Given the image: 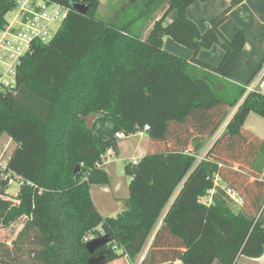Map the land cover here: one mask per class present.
<instances>
[{
    "label": "trees",
    "instance_id": "obj_1",
    "mask_svg": "<svg viewBox=\"0 0 264 264\" xmlns=\"http://www.w3.org/2000/svg\"><path fill=\"white\" fill-rule=\"evenodd\" d=\"M54 1L71 9L86 5L87 12L72 9L50 42L33 44L17 67L14 88L0 92V137L15 144L8 166L23 181L16 204L0 199V228L28 217L10 249L0 244V264H17L19 253L24 264H88L83 238L98 229L110 238L98 250L106 264L125 254L133 261L161 218L140 264H237L261 257L264 142L244 122L250 113L264 119V93L243 98V86L227 82L245 37L237 30L227 39L220 31L244 0H230L202 23V32L187 9L207 0H128L107 21L97 15L99 0ZM13 2L0 0V30ZM159 10L144 40L130 30ZM171 12L175 18L166 23ZM165 37L189 49L190 61L166 52ZM215 45L223 51L216 67L198 60ZM145 126L146 154L123 167L128 198L115 217L102 216L90 189L107 186L109 177L97 164L117 150L115 133L134 135ZM225 189L242 199L240 207ZM210 192L207 205L202 199Z\"/></svg>",
    "mask_w": 264,
    "mask_h": 264
},
{
    "label": "crops",
    "instance_id": "obj_2",
    "mask_svg": "<svg viewBox=\"0 0 264 264\" xmlns=\"http://www.w3.org/2000/svg\"><path fill=\"white\" fill-rule=\"evenodd\" d=\"M99 1L100 7H102V5L107 2V0ZM115 1L120 3L122 2V0H112V2ZM229 4L230 0H207L203 3H195L188 7L187 17L192 20L195 24H197L200 31L202 32L204 30L202 23H207L216 16H218L220 13H222L229 7ZM159 14L161 15V11ZM159 14H157L156 18L160 17ZM174 18L175 12H171L166 18L165 22L170 23ZM237 30L242 31V33L244 34L245 45L237 59V62L233 67L231 74L229 75V78L227 79V82L243 86L251 80V78L255 75L262 62L264 61V0H244L241 4L231 9V11L227 15L226 21L220 27V31L225 38L231 39ZM174 43L175 42L171 41L168 37L163 38V49L166 52L189 62L192 58V52L189 49L185 47L183 48V46H177ZM222 57V49L218 45H215L209 50H201L198 53L197 58L199 61L209 66L216 67L220 63ZM196 69L197 72L203 71L199 67H196ZM206 72L213 79L215 78L213 77L210 71ZM218 80L220 79L216 78L214 81L216 82ZM214 86L219 91L223 89V86L220 82L215 83ZM244 128L264 142V119L262 117L256 115L255 113H250L245 119ZM134 135H138L140 137L146 136L145 133ZM131 136L132 135L126 136V138H129ZM123 141L124 139L117 140L116 152L112 151L113 155H111L109 163L102 167V169L107 173L109 177V184L107 186L93 185L90 189L92 202L96 207L97 211L102 216L115 217L120 212V201L128 198V195H124V192L127 191L128 193L129 183H124V185H120V183L117 182L112 185L113 173L108 168V166L116 164L118 161H120L116 158V153L119 154L120 151L124 150L125 146L122 144ZM142 141L144 142L145 140ZM146 141V144H148V140ZM138 146L139 145H137L134 150V155H130L129 157L124 159V164L126 162H129L130 160L137 161L146 154V152L140 153L139 150H137ZM123 167L124 166H122V171ZM117 192H123V195L120 197L116 195L118 194ZM109 194H113V198H111L110 201L108 200V198H103L104 195ZM212 194L213 192L207 196V198L205 199L206 202H211ZM240 200L242 201L241 198ZM108 208L111 209H109L108 211ZM241 259H244L247 264H264V253L261 255V257L257 259ZM114 262H112L111 264H113ZM176 264H181V262L177 261ZM213 264L220 263L218 261H215Z\"/></svg>",
    "mask_w": 264,
    "mask_h": 264
},
{
    "label": "built area",
    "instance_id": "obj_3",
    "mask_svg": "<svg viewBox=\"0 0 264 264\" xmlns=\"http://www.w3.org/2000/svg\"><path fill=\"white\" fill-rule=\"evenodd\" d=\"M71 11L72 9L70 7L60 4L54 0H14L12 8L5 14V27L3 30H0V92L5 89L11 90L14 88L16 83V70L22 58L30 53L33 44H46L50 42L55 36L61 23L67 18ZM243 90V98L254 92L264 93V61L251 80L247 84L243 85ZM235 109L236 108H234L232 112ZM225 124L226 123L220 127L213 139L221 135ZM147 130H149V127L145 126L143 131H139L137 134H143ZM114 137L116 140H123L126 138L122 132L115 133ZM9 144L10 143L6 144L5 147L3 146L0 150V199L2 198L7 200H10L12 192L11 185L16 184L15 186H17L18 193L19 188L23 183V181L16 178L9 169L8 164L10 157L5 156ZM111 152L112 150L108 151L101 157V162L97 164L98 168H102L107 162L109 163L106 156ZM203 156L204 152L201 153L198 159L201 160ZM129 162L136 164V160H130ZM263 177L264 175L261 176V178ZM214 182L215 185H218L219 181L216 178ZM27 185L30 187L33 186L29 182H27ZM225 191L234 206L236 208L240 207L242 201L238 195L229 189H225ZM39 193H42V190H40ZM211 193L212 192H210V194ZM204 203L208 205L210 201ZM22 218L24 221L28 220L27 216H23ZM156 225L135 260L132 261L126 254L124 255L123 259L126 264H140L144 260L151 245L153 236L159 228V225ZM102 236H104L102 231L98 229L97 233L89 234L83 238V242L88 243L91 240L98 239ZM113 250H117V247L113 246Z\"/></svg>",
    "mask_w": 264,
    "mask_h": 264
},
{
    "label": "rangeland",
    "instance_id": "obj_4",
    "mask_svg": "<svg viewBox=\"0 0 264 264\" xmlns=\"http://www.w3.org/2000/svg\"><path fill=\"white\" fill-rule=\"evenodd\" d=\"M127 1L128 0H122V2L120 3V2H116V1L112 2V0H107V2H105V4H103L102 7H100V9L97 13L98 17L105 20V21L109 20L110 16L113 15V13L115 11H117L120 7L125 5L127 3ZM155 13L149 19L145 18V19H140L138 22L135 21L134 24H131L130 30L132 32L136 33V35L140 39L144 40L146 38V36L148 35V30L150 29V26L152 24V18L156 17L157 14L160 13V10L156 14ZM55 30H56V27H55ZM166 40H168V39H166ZM171 41H173V40H171ZM174 44L177 46H181L177 43H174ZM231 112H232V110L230 111V113ZM94 118H95L94 116H90L87 119L88 125H92ZM142 140H145V141L143 142ZM146 140H147L146 136L140 137L138 135H132L131 137L124 139V141L122 142V144L125 146L124 150L120 151L119 154L116 153V158L120 161H118L116 164L108 166L110 171L113 173L112 185L114 183H117V182H119L120 185L121 184L124 185V183L125 184L129 183V178L127 176H125L123 171H122V166H124L123 161H125L124 159H126L130 155H134L133 153H135L134 150H135L137 145H139L137 150H139L140 153H145L146 148H147V144H146L147 141ZM8 143H10V144H9V147L6 151L5 156L11 157V155H12V153L16 147L15 144L12 141H10L6 135H3L0 137V150L3 148V146L5 147V145ZM111 155H113L112 152L107 154V156H106L107 161L110 160ZM104 161H105V159H104ZM106 164H108V162ZM15 185L16 184L11 185L12 192H11V196H10V201L13 204L17 203V199H16L17 186H15ZM93 191H94V189H93ZM117 193L118 194H116V195H118L120 197L123 195V192H117ZM124 195H128L127 191L124 192ZM103 198L104 199L108 198V200L110 201L111 198H113V194L104 195ZM206 198H207V196L204 197V199H203L205 202H206V200H205ZM109 209H111V208H108V211H109ZM111 213H113V212H111ZM110 217H113V216H110ZM161 219H159V221L157 223V225H159V226L161 224ZM24 224H25V221L23 220V218L21 216L15 220L13 219L8 226L0 228V244L3 246H6L7 248L10 249L13 245L12 244L13 241L18 236V234L21 231ZM20 254L21 253L15 255V258L18 259L17 264H24L26 262L27 258L24 256H19ZM113 264H126V263L124 260L120 259L117 262L115 261ZM237 264H247V262L244 261V259H240Z\"/></svg>",
    "mask_w": 264,
    "mask_h": 264
},
{
    "label": "water",
    "instance_id": "obj_5",
    "mask_svg": "<svg viewBox=\"0 0 264 264\" xmlns=\"http://www.w3.org/2000/svg\"><path fill=\"white\" fill-rule=\"evenodd\" d=\"M71 7L73 10H75L76 12L82 15L86 14L87 12L86 5L72 4ZM78 172H79V166H77V168L75 169L74 176H77ZM108 243H110V238L104 235L98 239H93L86 244V249L91 256L90 259L88 260V264H106L105 255L103 254L102 251H98V250L106 246Z\"/></svg>",
    "mask_w": 264,
    "mask_h": 264
}]
</instances>
